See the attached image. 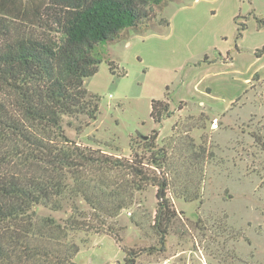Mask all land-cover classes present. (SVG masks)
<instances>
[{
    "label": "rangeland",
    "instance_id": "374dc122",
    "mask_svg": "<svg viewBox=\"0 0 264 264\" xmlns=\"http://www.w3.org/2000/svg\"><path fill=\"white\" fill-rule=\"evenodd\" d=\"M151 7L148 27L95 47L102 61L85 86L98 97L97 117L67 116L65 131L82 145L130 157L139 133L157 130L156 142L175 149L180 167L188 165L189 136L196 144L204 137L214 155L199 172L198 200L171 195L177 213L165 243L154 225L158 198L150 186L111 220L123 226L119 239L75 236L82 246L76 263L126 264L132 250L131 264H264V80L253 81L258 70L264 75V53L259 63L253 59L264 47L257 20L264 18V0H163L162 8ZM239 13L247 27L236 40ZM217 30L229 33V41ZM228 48L235 57L228 63L203 60ZM166 93L173 113L156 123L152 100Z\"/></svg>",
    "mask_w": 264,
    "mask_h": 264
},
{
    "label": "trees",
    "instance_id": "16d2710c",
    "mask_svg": "<svg viewBox=\"0 0 264 264\" xmlns=\"http://www.w3.org/2000/svg\"><path fill=\"white\" fill-rule=\"evenodd\" d=\"M152 4L162 8L163 0H0V264H77L82 246L75 236L119 239L123 226L111 220L150 186L158 198L154 225L165 243L177 213L171 195L199 199V172L214 155L204 137L196 144L189 136L188 165L180 167L175 149L156 142L157 130L148 139L137 136L127 157L82 145L63 125L67 116L97 117L98 97L85 86L102 61L95 47L148 27ZM239 17L236 40L247 27ZM263 53L264 47L256 51ZM109 66L115 72L113 61ZM259 80L257 73L253 81ZM170 107L168 93L153 99L154 121L170 117Z\"/></svg>",
    "mask_w": 264,
    "mask_h": 264
},
{
    "label": "crops",
    "instance_id": "0c3cea01",
    "mask_svg": "<svg viewBox=\"0 0 264 264\" xmlns=\"http://www.w3.org/2000/svg\"><path fill=\"white\" fill-rule=\"evenodd\" d=\"M238 15H241V14L239 13ZM236 16H237V15H235V16L233 17V20L236 19ZM235 23H236V22H235ZM172 29H173V28H171V31H172ZM229 32H230V31H229ZM124 35H125V38H126V31L124 32ZM216 35L218 36V38H221V40H222V41H225V42H228L229 39H230L229 33H226L225 31L223 32V31H221V30H217ZM228 52L231 53V51L229 50V48H228V49H225L224 51L222 50L221 52H219V54H217L216 57L210 58V56L208 55V57H209L210 60H209V61H206V62H209L210 64H214V63H215L214 60H215L216 58H218V59L222 60L223 63H228L227 61L231 60V58H235V57H233L232 55L227 57ZM237 53L240 54L241 51H238ZM255 55H256V54H255ZM224 58H226V60H225ZM258 58H261V56L259 57V56L256 55L255 58L253 57V59L256 61V62H254V63H259V62H260V60H258ZM212 62H214V63H212ZM216 63H217V62H216ZM260 65H261V64H259V66H260ZM257 73L260 75V77H261L262 79H264V75H263L262 73H260L259 70L256 72V74H257ZM250 80H251V78L248 77V78H247V82H250ZM181 100H184V99H181ZM201 104H202V105H205V103H203V102H202ZM204 108H206V106H204Z\"/></svg>",
    "mask_w": 264,
    "mask_h": 264
},
{
    "label": "water",
    "instance_id": "95a60500",
    "mask_svg": "<svg viewBox=\"0 0 264 264\" xmlns=\"http://www.w3.org/2000/svg\"><path fill=\"white\" fill-rule=\"evenodd\" d=\"M139 136H140V137H143V138H145V139H148V138H149V135H145V134H142V133H139Z\"/></svg>",
    "mask_w": 264,
    "mask_h": 264
}]
</instances>
